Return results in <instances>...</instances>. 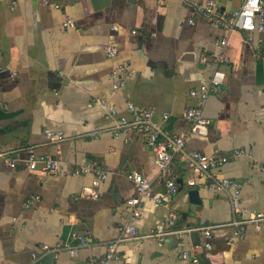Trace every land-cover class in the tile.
I'll list each match as a JSON object with an SVG mask.
<instances>
[{
	"label": "crops",
	"instance_id": "1",
	"mask_svg": "<svg viewBox=\"0 0 264 264\" xmlns=\"http://www.w3.org/2000/svg\"><path fill=\"white\" fill-rule=\"evenodd\" d=\"M50 1H0V144L35 146L61 162L49 174L0 163V264H84L91 256L101 257L129 219L126 200L135 194L130 171L149 178L155 196L164 198L143 199L137 222L141 234L167 231L172 211L179 215L177 228L190 230L164 235L162 246L153 238L123 241L117 264H184L180 253L186 248L196 253L199 264H264V224L257 230L250 223L238 237L239 226L232 223L264 211V173L252 166L254 160L264 162V29L215 25L194 6L206 0ZM216 2L228 16L242 0ZM68 17L74 18V27L63 25ZM222 38H227L223 52L231 59L224 66L227 79L204 106L209 133L192 135L186 148L229 155L214 173L242 183L236 210L227 192L188 184L195 175L182 154L174 160L179 189L168 196L157 154L144 134L133 129L115 135L119 116H133L128 103L137 109L153 106L154 121L165 132L187 131L185 112L194 103L190 91L210 80L213 68L205 58L222 52ZM113 46L118 54L110 58ZM120 62L132 74L112 92L110 72ZM102 97L113 102L118 116L108 114ZM47 129L64 131L66 139L51 142ZM236 148L248 155L233 156ZM79 165L108 171L98 198L78 197L93 179L92 174L74 175L72 167ZM192 188L199 190L200 203L191 202ZM33 194L40 199L26 207ZM205 226H213L210 238ZM74 232L88 238L78 256L43 249L44 244H75Z\"/></svg>",
	"mask_w": 264,
	"mask_h": 264
},
{
	"label": "built area",
	"instance_id": "2",
	"mask_svg": "<svg viewBox=\"0 0 264 264\" xmlns=\"http://www.w3.org/2000/svg\"><path fill=\"white\" fill-rule=\"evenodd\" d=\"M1 1V0H0ZM45 4H50V0H43ZM12 5L17 0H11ZM195 8L208 20L214 22L215 25L224 27L228 30H246L254 32L264 29V3L263 0H242L240 8L231 15L224 16L218 9L216 0H206L204 2H195ZM59 7V4H55ZM65 27H74L76 25L73 17H68L64 21ZM227 38L219 40L218 44L222 49L219 54H214L205 58L206 63L213 68L212 76L208 82L194 87L190 91V96L194 99V103L186 109L185 118L189 122L190 127L187 131L178 134H170L154 121L155 108L150 106L144 109H137L133 103H128V110L132 113V118L125 115L119 116V124L117 125L115 135L119 136L123 132H129L133 129L141 131L148 147L152 148L158 159L160 175L166 183V193L173 196L179 189V182L174 172V160L177 154H182L186 167L195 175L188 180L190 186H200L210 192L220 193L227 192L233 209H238L241 203L242 183L231 177H221L214 173V170L228 161L229 155H222L218 151L208 154L199 150H187L186 144L192 135H207L209 133V125L211 120L204 115V106L211 94H218L227 79V73L224 66L230 63V57L223 52L227 46ZM118 54L117 47L113 46L108 52L110 58L116 57ZM4 71V66L0 64V77ZM131 71L123 64H116L110 72L111 90L115 92L123 87L127 79L131 76ZM1 81V78H0ZM102 106L108 111L109 115L118 116V110L108 97L100 99ZM167 116V115H165ZM46 135L51 142H60L66 139V134L62 130L47 129ZM99 128L94 132L95 137H99ZM248 155L244 148H236L232 151L233 156ZM0 163H4L11 168H16L19 164H25L31 171H41L49 174L58 171L60 160L49 154H40L36 151L35 146L23 148H10L7 145L0 144ZM252 166L258 172L264 173V162L254 160ZM74 175L92 174L91 184L86 185L78 194L83 198H98L100 196L99 188L102 182L107 179L108 171L94 167L92 165H79L72 167ZM127 177L133 182L135 194L130 196L126 203L130 207L129 219L126 223L119 227L120 234L107 244L106 252L101 257L91 256L84 264H117L121 258L118 246L121 242L136 238H153L157 240L159 246L164 244L162 237L166 234H179L182 231L177 228V220L179 215L176 211H172L169 217V228L167 231L151 230L147 234H141L137 222L143 213V199L152 198L157 202H163L164 198L155 196L152 181L139 171H130ZM201 180V181H199ZM39 195H31L26 207H30ZM233 224L238 225L236 231L238 237H242L245 233L246 226L250 223L254 224L257 230L261 229L264 224V211L256 212L250 217L236 220ZM213 226L202 227L206 237H211ZM76 243L73 245H65L57 243L55 246L48 244L43 245V249L50 252H59L67 250L71 255L78 256L79 249L88 244L87 235L74 232L72 234ZM211 247V243L206 244ZM38 258L37 254L33 255ZM180 258L184 264H199V258L192 249H184L180 253Z\"/></svg>",
	"mask_w": 264,
	"mask_h": 264
},
{
	"label": "water",
	"instance_id": "3",
	"mask_svg": "<svg viewBox=\"0 0 264 264\" xmlns=\"http://www.w3.org/2000/svg\"><path fill=\"white\" fill-rule=\"evenodd\" d=\"M192 203H200L199 190L192 188L188 191Z\"/></svg>",
	"mask_w": 264,
	"mask_h": 264
}]
</instances>
